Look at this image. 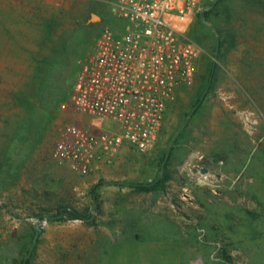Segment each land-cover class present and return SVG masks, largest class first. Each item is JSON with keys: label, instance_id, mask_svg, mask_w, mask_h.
I'll return each instance as SVG.
<instances>
[{"label": "rangeland", "instance_id": "1", "mask_svg": "<svg viewBox=\"0 0 264 264\" xmlns=\"http://www.w3.org/2000/svg\"><path fill=\"white\" fill-rule=\"evenodd\" d=\"M109 2L0 0V264H264V112L243 86L259 85L264 30L227 19L240 0H201L186 26L202 50L196 75L152 149L123 146L85 174L51 158L66 124L101 126L46 100L115 24ZM232 27L234 48L229 36L219 48ZM60 205L88 219L57 221Z\"/></svg>", "mask_w": 264, "mask_h": 264}, {"label": "built area", "instance_id": "2", "mask_svg": "<svg viewBox=\"0 0 264 264\" xmlns=\"http://www.w3.org/2000/svg\"><path fill=\"white\" fill-rule=\"evenodd\" d=\"M115 24L102 27L59 112L94 117L115 129L76 121L59 133L51 158L79 174L123 146L152 149L166 109L195 78L202 50L186 30L201 0H110Z\"/></svg>", "mask_w": 264, "mask_h": 264}, {"label": "trees", "instance_id": "3", "mask_svg": "<svg viewBox=\"0 0 264 264\" xmlns=\"http://www.w3.org/2000/svg\"><path fill=\"white\" fill-rule=\"evenodd\" d=\"M240 2H241L240 5L241 12L235 9L232 14V11L227 9L225 11L227 19L234 17L233 22L234 21H238V22L241 21L244 23L249 22V24H251L252 26L253 24L258 26L257 31H263L264 30V0H240ZM235 31H238V29L236 28L233 29V27L230 28L229 30L230 33L227 32V34L225 35V40L223 39V41H220L219 48H222V46H224V44L226 43V37L228 36L230 37L229 46L230 48H234L236 36H237ZM216 34L218 35L219 38L222 37V30L219 25L216 27ZM189 35L195 40L194 33H189ZM249 65L251 68L252 63H250ZM258 67L260 68V75L257 79L259 85H252V84L250 85L248 83H244L243 86L245 87V90L248 93V95L252 98V101L255 103V105L257 107H260V109H263L264 112V99H263L264 98V61H262V64H258ZM76 71L77 69L73 72L72 76H69V73L66 74L65 72H63L60 75H57L55 82H53L50 85L49 90L47 91L48 99L46 100V107L48 109L50 108V110H52L53 108L55 113L58 111L59 104L65 101L64 99L67 98L71 92V86ZM63 90L66 91V94L64 95V97L59 99L57 95L60 96ZM165 176H166L165 181H167L169 177L168 175ZM152 189H153V185L138 186V190L144 192H150ZM57 210H58L57 216L54 217L57 221H70V220L86 221L88 219L83 213L71 207L60 205V207H58ZM248 215L251 216V218L253 219H256L257 218L256 216H258L257 214H253V212H249ZM24 264H29V260L27 259L24 262Z\"/></svg>", "mask_w": 264, "mask_h": 264}, {"label": "water", "instance_id": "4", "mask_svg": "<svg viewBox=\"0 0 264 264\" xmlns=\"http://www.w3.org/2000/svg\"><path fill=\"white\" fill-rule=\"evenodd\" d=\"M201 172H202V173H206L207 170H206V169H201ZM37 236H38V234L36 233V234H35V237H34V243H35V241H36V239H37Z\"/></svg>", "mask_w": 264, "mask_h": 264}, {"label": "crops", "instance_id": "5", "mask_svg": "<svg viewBox=\"0 0 264 264\" xmlns=\"http://www.w3.org/2000/svg\"><path fill=\"white\" fill-rule=\"evenodd\" d=\"M101 126H103V122H101ZM104 127V126H103Z\"/></svg>", "mask_w": 264, "mask_h": 264}]
</instances>
